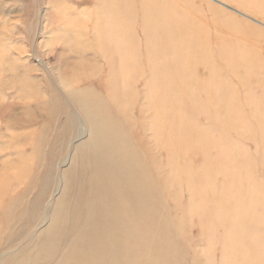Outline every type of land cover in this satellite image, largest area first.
Returning <instances> with one entry per match:
<instances>
[{
  "label": "rangeland",
  "instance_id": "obj_1",
  "mask_svg": "<svg viewBox=\"0 0 264 264\" xmlns=\"http://www.w3.org/2000/svg\"><path fill=\"white\" fill-rule=\"evenodd\" d=\"M58 1H60V3ZM66 1L67 0H0V90H2L0 93V99H3L0 100L1 107L10 112L11 107L14 106L13 108L18 111V109L21 108V104L23 105L25 102H28L27 104H29V101L30 104L34 105L33 107H35L36 104H39V99L41 97L44 96L45 99L51 98L48 82L63 92L65 91L63 88L67 87H65V85H69L70 82L71 84L68 86L69 90L71 89L72 91H75L77 89H81L80 91H84V94L88 93L86 95H89L90 97H93V93L96 92L97 94L95 95L98 97L94 95L95 98L93 97V99L96 100V98H98L96 101L101 102L108 111L113 113L116 118H118L119 124L123 128L126 139L129 138L128 142L132 145L136 154L139 156V161L143 169L147 168L145 169L148 173L147 177L145 178V182L147 183V180H149V183L147 184L150 188V199L152 198L151 202L153 203V210H155L153 215L152 213L150 214L146 212L147 215L143 214L139 218V239L137 241L130 240V245L128 241V243H125V247H123L124 258L122 260L124 264H132V261L134 262L133 264H135L138 262V259L139 263L141 262V264H145L147 262L143 258L146 256L149 260V263L151 264H154L156 261L157 262L155 264H161V262L162 264L164 262V264H178L177 262H179V264H264V27L260 24L261 22L264 23V0H218L227 5L235 7V9L245 12L250 16L251 20L255 19L260 21L259 24L251 22V20H248L244 17L240 18V15L230 11L229 9V11H226L227 8L224 9V7L219 5L215 0H146L148 5H145V0H130V2L129 0H126L127 3L126 1L120 0L121 4L117 3L118 0H99L100 2H98V0H81V2L80 0ZM94 1H97L100 4H97V2L95 3ZM29 2L31 4L28 7L31 9V11L26 17L27 19H25V11L28 5L27 3ZM57 3L61 6H58ZM94 3L95 5H93ZM103 3H107V6L103 7ZM122 3H126L125 5L132 13H130L128 10L127 12L124 11L127 9V7L123 5L126 8L123 9L124 7H122ZM115 4H118L119 8L117 9H120L122 12L124 11L123 14L126 12L124 15H122V12H120L121 17L124 19H119V10L116 11V8L112 7H117ZM129 4L132 8L129 6ZM96 5H101V7L97 6L96 12H99L102 18L96 14L94 16V13L96 12H94L95 10L93 9H95L94 7ZM149 5L152 7V10H150ZM69 7L71 8L67 9ZM102 7L105 8V10ZM111 7L113 9H111ZM88 8L92 10L90 11ZM108 8L109 10L113 11H109ZM77 9H81L80 13L84 9L88 10L87 12L84 10L85 12L83 11L81 14H79L81 17L77 15V19L76 13H79ZM99 9H102L103 12L101 10V12L98 11ZM158 9L161 12L158 11L160 13L156 14V10ZM57 10L61 14H59ZM106 10L113 12L114 15L110 16V13H106ZM143 10L145 12L144 16ZM114 11L117 12L116 17ZM147 12H149L148 18L146 17ZM103 13H105V16L102 15ZM65 14L68 15L66 16ZM166 14L171 17L169 18V16H166ZM46 15H48V17ZM63 15L66 17H63ZM87 16L89 17L87 18ZM106 16L111 17V20H109V17ZM98 17H100V19H98ZM103 17H106L109 20V23L111 22L110 24H112V29L109 30L115 31H111L112 35L109 34L110 31L102 29V27L105 26L103 24H108L106 22L107 19ZM113 18H116L117 21L116 19L113 20ZM152 18L156 19L153 20ZM120 20H124L125 25H123V21L120 22ZM68 21H70V23H68ZM99 22L103 23L102 25H99L98 30L97 28ZM119 22L122 26H130L132 22L133 26L131 25L130 27L122 28ZM114 26L117 27V29H115ZM150 26L154 28H151ZM118 28L124 33L126 31L125 34L128 33L127 35H129V38L122 31H119ZM133 29L134 33H131L130 31ZM143 29H145V31ZM151 29H154L153 31L156 32L155 35H153L154 33L152 34L153 31ZM156 29L158 30L156 31ZM73 30H75V34L73 32L72 36L71 33ZM116 30H118V33L122 32V34L119 33L118 35ZM148 30L152 31L151 34L148 33ZM67 31L69 34L66 33ZM77 31L78 36L81 34L83 35L79 37L75 36ZM103 31L105 32L102 33ZM107 32L109 33L107 34ZM158 32H160V35H157ZM147 34H150L148 35L150 37H148ZM60 35H62V37ZM95 35H99V38L95 37ZM106 35L108 39L111 37V40L109 39V41L103 42L104 39L108 40ZM123 35H125L124 39L126 40H122ZM70 36L72 37L71 39ZM153 36L156 37L154 38ZM171 36L176 39H172ZM130 37H135V42L137 44L133 42L134 39L128 42L127 40H130ZM63 39H65L64 42ZM112 39L119 45L113 43L114 41H112ZM68 41H70L69 45L67 44ZM74 41H76V43L73 44L72 42ZM93 41H95V43H93ZM70 43L71 48L66 49L70 46ZM104 43H107L106 45L108 46V49L104 47ZM112 43L114 45H112ZM125 43H127V45H125ZM94 44H97L98 48ZM103 48L106 50L104 53ZM110 48L113 50V52ZM116 48L119 49V52H117ZM136 49H138V51ZM110 51L112 53L115 52L113 55L116 57V59L113 57V55L111 56L108 53ZM96 52L98 54H96ZM120 52L123 57H121ZM154 52L156 53V58L153 56L155 54ZM116 53L119 54L120 57ZM152 53L154 54L151 56ZM64 54L70 56H67L69 58H67L68 60H66V57H63L62 59L61 56H64ZM106 54H108V57L110 58H108ZM126 54L128 55L126 56ZM137 55H139V60L136 59ZM88 56H90V58ZM150 56L155 59H149L148 57ZM72 58H74L75 61ZM78 58L81 59L78 60ZM111 58H113V60ZM117 58L122 59H119V61ZM123 58L125 61H122ZM89 59L95 63L92 64V61ZM65 61H71L69 65L67 64V69H65V65H63L66 64ZM77 61L78 64H75ZM88 61H90V63ZM117 62H123V64H117ZM129 62L133 63L131 64ZM109 63L110 65H107ZM42 64L46 66L47 70L42 68ZM114 65L121 67L119 69L116 67L119 71L114 67ZM10 66H12L13 70L12 68L10 69ZM88 66L91 67L88 68ZM19 67L20 69H18ZM71 67L74 70V73L72 72L73 70L70 69ZM112 67H114V72H117V74H111V72H113V69H111ZM40 68L42 69V72L40 71ZM60 68H64V71L62 72L64 73V77L62 76L60 77L62 79H59L68 81V83L66 82L67 84L61 83L57 81L58 79H56L58 78L57 76H59L57 72ZM75 68H77L78 71L80 70V72H75V70H77ZM153 68L154 70H152ZM5 69L7 70L5 71ZM87 69L90 71L88 72ZM124 69H126V72H124ZM84 73L86 76H88L89 73L92 74H89L91 78L88 82L81 81L85 75ZM118 73H120V76ZM65 74L68 76L70 75L71 77H68ZM138 74L140 77L138 76L137 79L135 78V80L133 76H137ZM123 76H125L126 79ZM65 78H68L69 80ZM72 78L75 79L76 82H74V80L72 81ZM119 78L120 81L118 80ZM112 80L113 82H111ZM15 81L17 83H15ZM152 81L156 83V85ZM42 82H44V84ZM74 83L77 85H73ZM6 84L7 86L8 84H11L12 87L14 85L16 87L18 86L19 88L17 87L13 88V90H9L8 88L6 89ZM61 84L63 86H61ZM120 84L122 86H120ZM134 84L136 85L134 86ZM164 84L165 86L163 87ZM154 86L156 87L154 88ZM20 88H23L25 92L21 93ZM87 88H92L91 90L89 89V91H91L90 93H92L91 95L89 92H87ZM34 89H37V91L35 92ZM132 89L136 91H132ZM33 92L35 93L33 94ZM113 94L114 96H112ZM108 97H111V99ZM32 100L34 102H32ZM127 104H129V108ZM73 110L75 109H71L70 111V116H68L69 120L67 119L66 115L63 114L65 111L62 109L59 110V113L57 112L55 114L54 118H52V116H46L45 120L44 117V121L47 124V131H45L46 134L44 137H42L43 133L41 132V123H37L24 129L12 131L9 129L7 130L6 127H4L0 122V137L2 138L4 144L8 146V148L11 146L15 148H22L24 140H22L20 137L28 138V140L34 143L37 147L34 150H32L30 147L25 148L26 150L24 155L27 160L20 159L18 155H9L7 150H5V152L2 150V148H0V171H3V169L6 168L10 169L8 172L6 171V173L11 175V164L17 161L24 163V165L26 164L25 166L31 165L33 168V174L35 173L34 175L36 177H33L35 180L34 182L33 179L31 180L32 182L29 184L30 186L20 183L16 190L12 189L15 192L10 190L6 196L0 195V237L2 236L0 238V255L2 253L11 251V249L15 250L16 248L17 250L19 247L21 249L22 246L23 248L25 246L27 248V244H32L33 240L38 238V234H34L31 236L32 239L29 238L27 240L31 234V231L36 226L38 221L37 216L41 214L43 218L45 209L47 210V202L57 194L59 186L57 184L60 177L59 175L63 174V172L67 170L66 168H69L70 164L73 162V158L71 163L66 160L69 156L73 155L72 148H68V144L70 143L66 139L64 142L66 143V146L63 147V145H60L62 140L59 139V136L62 138L65 136L64 129H68L69 127L68 125L65 127L66 120L73 123V127L71 126L72 128H70V132H74L76 128L75 126L77 125L79 118L77 117L76 112ZM182 110H184V112H182ZM182 113H185V115ZM187 113L190 116L187 115ZM183 118H186L187 120H183ZM177 126L180 128L178 129ZM132 128L134 130H132ZM131 131H134V133ZM70 132L68 134H71ZM135 134L137 135L136 137ZM128 135L132 137L130 138ZM11 136H19V140H16L17 142L12 144L10 139ZM74 137H70L69 140L76 139ZM192 141L195 143L193 144ZM214 142H216L218 145ZM40 144H44L46 146L43 145L42 148L38 147L41 146ZM147 145L148 151L146 152L145 148H147ZM39 149L44 150L39 151ZM55 149L57 152H55ZM203 150L205 151V154L203 153ZM43 153L45 154L43 155ZM143 153L146 154L147 157ZM150 155L152 156L150 157ZM42 156L44 159L41 158ZM56 156H58V159ZM148 156L152 160V163L150 162V159L148 160ZM158 157L161 159V161ZM76 159L77 158H74L75 161H77ZM167 160L169 161V164ZM191 160L193 163L190 164V162H192ZM174 161L176 163H174ZM153 162L158 164H154ZM36 163H38V165H36ZM4 164L5 166H3ZM192 164L194 166L193 171L196 169L195 173L198 171L197 173L200 175H195L190 169V167L192 168ZM154 165V168H156L157 171L153 168ZM159 165L161 167H159ZM33 166L35 167V170L36 166H38V171H35ZM156 166L159 168L157 169ZM148 167H150L149 170ZM159 172H161V174ZM190 172H193V174L190 175ZM49 176L54 179L50 178ZM154 179L155 182L153 183ZM49 181L52 186L49 185ZM80 184L81 183L79 181H76V186L73 188V192L68 198V204L72 205ZM154 185L157 186V189L156 187L153 188ZM212 185L213 187L215 186L213 190ZM216 188L218 190H216ZM22 189L25 192H30V194L26 193V195H24L25 192H22ZM151 189L156 192L155 198V193ZM49 190L50 192L48 193ZM42 192L43 196L46 194V199L45 197H42ZM157 192L160 193L158 194ZM18 193L22 196H20ZM15 194H18L20 199H18L19 196ZM10 196L13 198L17 196V198L15 197L16 200H14ZM23 196L26 197L23 198ZM156 196L157 198L159 197L158 199L162 198V201H164L163 203L166 204H164V207L162 206L163 203H160L162 201L159 202V200L156 199ZM10 199L12 200L10 201ZM165 199L167 200L165 201ZM17 200H21L23 201V204L24 202L25 204L23 205L22 202L17 203ZM91 201L92 198H86L84 201L85 206L83 203L82 206L78 208V212H80L81 215L85 216L87 213V210L85 211L87 207L86 204H89ZM155 201H157L159 204H157ZM2 203H4V207L2 206ZM198 205L199 208H197ZM200 206L202 208H200ZM11 207L15 209L14 212ZM6 208L7 210L5 214H3ZM165 208L169 210L170 214H168L169 212H167L168 210ZM1 209L3 210L2 213ZM10 209L12 211H9ZM33 210H36V212ZM231 210L232 217L230 215ZM198 211H201L202 213L199 214ZM11 212L13 217L11 215L8 217L9 215L7 216V213L11 214ZM16 213L18 214L16 215ZM20 214H22V216H20ZM227 214L229 220L227 219ZM6 216L9 219H7ZM71 216L73 217L74 214ZM150 217V220L154 221L149 222L148 218ZM160 217H163V219L166 217L165 220L167 223H165V221V224L162 223L163 220ZM158 218H160V220ZM1 219H4L3 222ZM6 219L11 225L5 222L7 221ZM170 220L176 222L173 224V222H169ZM12 222L14 225H12ZM68 223L71 224V222ZM150 223H153V225H151L152 227L156 225V228H151L149 225ZM168 223L169 225L165 226ZM180 225L182 226L179 228ZM5 226L6 228L4 230ZM166 229L168 230L164 231ZM234 231L236 232L234 233ZM13 232L16 234H12ZM75 232L78 234V230L76 228L73 230V234L71 235V237L73 236L72 238H66L63 240V242H61L60 246L57 248V257L54 256L52 260H50L51 262L49 261L48 264H54L56 261H61L60 264H65L68 261V258L65 254L67 247L65 246H68L70 241L76 237L74 236L77 235ZM157 232H159V236L157 238L158 240H155L158 234ZM146 233L148 236H146ZM165 233L166 236L168 235L166 239L168 245L166 242L163 244V240L161 241V239H165L166 236L161 238V235H164ZM182 233L184 237L183 235L181 236ZM5 234L7 237L10 235L12 239L10 242L11 245L8 247L5 244L3 246V243L7 238ZM176 234L177 236L181 237L179 239L181 240L180 242H178L179 237H176ZM227 234H231V236H228ZM227 237L228 239L229 237H232L230 240L227 239L231 242H229L231 246L225 241ZM183 238L185 239L183 240ZM147 240H151V242H148ZM173 242L174 247L178 245L177 248L175 247L177 253L170 248L173 246ZM154 243L155 245H153ZM34 244L35 243H33L32 246ZM166 245L167 247L170 246L168 248L170 252L167 251L168 249H166ZM134 246L137 248L135 249ZM33 247H31V249ZM132 247L133 249L131 250ZM159 247H163V249L160 248V250ZM9 248L11 249L8 250ZM153 249L156 251H153ZM127 250L128 253H125ZM63 251L65 252L63 253ZM130 251L133 252L130 253ZM163 251L166 253V255L163 253ZM134 252L138 256V259ZM173 252L174 254L172 255ZM139 253L141 254L139 255ZM162 253L165 255V259L160 255ZM143 254H145V256ZM167 254L168 259H166ZM139 256H141L142 259L139 258ZM150 256L153 259H150ZM6 260L7 258L4 257L3 261ZM58 262L56 263L58 264Z\"/></svg>",
  "mask_w": 264,
  "mask_h": 264
},
{
  "label": "bare ground",
  "instance_id": "obj_2",
  "mask_svg": "<svg viewBox=\"0 0 264 264\" xmlns=\"http://www.w3.org/2000/svg\"><path fill=\"white\" fill-rule=\"evenodd\" d=\"M54 1V0H53ZM67 1H69V0H67ZM66 1V2H67ZM71 1V0H70ZM104 1V0H103ZM107 1V0H106ZM123 1H126V0H123ZM219 5H221V6H223L224 7V9L225 8H227L226 9V11H232V12H234V13H236V14H238V15H240L241 17L240 18H242V17H244V18H247L248 20H251L250 19V16L248 15V14H246L245 12H243V11H241V10H238V9H235V7H233V6H230V5H227V4H225V3H223V2H220V1H218V0H215ZM59 3H60V1H58ZM80 2H81V0H80ZM83 2V1H82ZM95 2V1H94ZM97 2V1H96ZM95 2V3H96ZM98 2H100L99 0H98ZM97 2V4H100V3H98ZM102 2V1H101ZM110 2V1H109ZM129 2H130V0H129ZM133 2V1H132ZM157 2V1H156ZM53 3V2H52ZM62 3V2H61ZM69 3V2H68ZM95 3L93 4V5H95ZM117 3H119V4H121L120 3V0H118V2ZM126 3H127V1H126ZM125 3V4H126ZM145 5L147 4V2H146V0H145ZM158 3V2H157ZM28 5H27V7H26V11H25V19H27L26 17L29 15V12L31 11V9L28 7V6H30V2L29 3H27ZM37 4H38V1H37ZM58 4V3H57ZM67 4V3H66ZM104 4V3H103ZM107 4V3H106ZM106 4H104L103 5V7H106L107 5ZM109 4H111V3H109ZM125 4H123L122 3V7H124L123 9H126L125 8ZM134 4V3H133ZM102 5V4H101ZM101 5H96L94 8L95 9H93V10H95L94 12H96V8H97V6L98 7H101ZM123 5H125V6H123ZM148 5V4H147ZM33 6V5H32ZM58 6H61L60 4H58ZM70 6V5H69ZM109 6V5H108ZM115 6H117V7H114V6H112L113 8H116V11H118L119 10V12H118V14L120 13V12H122L120 9H117V8H119L118 7V4H115ZM119 6H121V5H119ZM129 6H130V4H129ZM133 6V5H132ZM244 6V5H243ZM55 7V6H54ZM102 7V8H103ZM110 7V6H109ZM111 7V9H113ZM127 7V6H126ZM131 7V6H130ZM134 7V6H133ZM149 7H150V10H152V7L149 5ZM154 7H156V6H154ZM247 7V6H246ZM245 7V8H246ZM71 7H69V8H67V9H70ZM73 8V7H72ZM91 8V7H90ZM121 8V7H120ZM132 8V7H131ZM135 8V7H134ZM157 8V7H156ZM155 8V9H156ZM249 8V7H248ZM251 8V7H250ZM89 9V8H88ZM88 9H84L86 12H87V10ZM104 10H105V8H103ZM122 9V8H121ZM229 9V10H228ZM43 10V9H42ZM78 11H79V13L77 14L76 13V17H77V15H79V14H81L83 11H81V13H80V10L79 9H77ZM90 11L92 10V9H89ZM102 11L103 12V10L102 9H99L98 11ZM108 10H109V8H108ZM115 10V9H114ZM127 10H128V7H127V9L126 10H124V11H126L127 12ZM133 10V9H132ZM58 11V10H57ZM56 11V12H57ZM84 11V12H85ZM100 11V12H101ZM109 11H113V10H109ZM109 11H107L106 10V13L107 12H109ZM116 11H114L115 12V17H116ZM123 11V12H124ZM129 11V10H128ZM148 11V10H147ZM158 11H160L159 9L158 10H156V14H158V13H160V12H158ZM38 12V11H37ZM89 12V11H88ZM123 12H122V15H124L123 14ZM130 12V11H129ZM133 12H134V10H133ZM153 12H154V8H153ZM248 12V11H247ZM250 12V11H249ZM58 13H59V11H58ZM92 13V12H91ZM91 13H89V14H91ZM99 13V12H98ZM97 12L96 13H94V16H95V14L96 15H98V16H100L101 18H102V16L100 15V13L98 14ZM110 13V16L111 15H114L113 14V12H109ZM130 13H132V12H130ZM148 13L149 12H147V15H146V17L148 18ZM227 13V12H226ZM231 13V12H230ZM250 13H252V12H250ZM59 14H61V13H59ZM84 14V13H83ZM86 14V13H85ZM88 14V13H87ZM118 14H117V16H118ZM144 14H145V12H144V10H143V16H144ZM167 14H168V12H167ZM166 14V16H169V15H167ZM229 14V13H228ZM254 14V13H253ZM41 15V14H40ZM66 15V14H65ZM68 15V14H67ZM66 15V16H67ZM72 15V14H71ZM102 15H104L105 16V13H103ZM153 15V14H152ZM155 15V14H154ZM217 15H218V13H217ZM33 16V15H32ZM47 17H48V15H46ZM59 16H62V15H59ZM66 16H64L63 15V17H66ZM91 16V15H90ZM155 16H157V15H155ZM219 16V15H218ZM231 16H232V14H231ZM236 16V15H235ZM79 17H81L80 15H79ZM86 17V16H85ZM89 16H87V18H88ZM92 17V16H91ZM100 17H98V19H100ZM106 17H109V16H106ZM106 17H103V18H106ZM171 16H169V18H170ZM40 18V17H39ZM120 18H122L121 17V13H120V17H119V19ZM144 18V17H143ZM223 18V17H222ZM42 19V18H41ZM54 19H55V17H54ZM73 19V18H72ZM72 19H66V20H72ZM77 19H78V17H77ZM81 19V18H80ZM90 19V18H89ZM107 19V18H106ZM109 20H111V17H109L108 18ZM106 20V22L108 23L107 25H106V23L105 24H103V25H105V26H103V27H105V28H103L102 27V29H106V31L108 30V31H110L109 29H112L111 27H112V24H110L108 21L109 20ZM116 19V18H115ZM114 18H113V20H115ZM122 19H124V18H122ZM153 19V18H152ZM151 19V20H152ZM154 19H156V18H154ZM153 19V20H154ZM88 20V19H87ZM94 20H96V19H94ZM94 20H93V22H94ZM144 20V19H143ZM159 20V19H158ZM218 20H219V18H218ZM46 21V20H45ZM81 21V20H80ZM79 21V22H80ZM116 21H117V19H116ZM115 21V22H116ZM121 21H123V25H125V22H124V20H120V22ZM145 21V20H144ZM246 21V20H245ZM78 22V23H79ZM83 22H86V21H83ZM119 22V23H120ZM139 22V21H138ZM248 22V21H247ZM251 22H255V23H258L259 24V22L260 21H258V20H251ZM28 23V22H27ZM59 23V22H58ZM68 23H70V21H68ZM102 23L103 22H99V24H98V30H99V25L101 24L102 25ZM150 23V22H149ZM156 23H157V21H156ZM229 23H230V20H229ZM232 23V22H231ZM83 24H85V23H83ZM82 24V25H83ZM93 24H95V23H93ZM115 24V23H114ZM117 24V23H116ZM139 24V23H138ZM152 24V23H151ZM263 27H264V23H260ZM60 25V24H59ZM63 25V24H62ZM120 25H121V23H120ZM120 25H119V28H120ZM132 25V22H131V24H130V26ZM137 25V24H136ZM155 25H157V24H155ZM159 25V24H158ZM167 25V24H166ZM252 25V24H251ZM34 26V25H33ZM130 26H122L121 25V27L123 28V27H130ZM133 26V25H132ZM148 26V25H147ZM238 26V25H237ZM236 26V27H237ZM29 27V26H28ZM27 27V28H28ZM85 27H87V26H85ZM115 27V26H114ZM151 27V26H150ZM161 27V26H160ZM167 27V26H166ZM239 27H241V26H239ZM33 28V27H32ZM60 28V27H59ZM118 28V29H119ZM151 28H154V27H151ZM158 28V27H157ZM162 28V27H161ZM160 28V29H161ZM76 29H77V27H76ZM115 29H117V27H115ZM115 29H113V30H115ZM146 29H149V28H146ZM144 31H145V29H143ZM152 30V29H151ZM149 31L148 33H150L151 34V32L154 30H152V31ZM158 29H156V31H157ZM70 31V30H69ZM112 31V30H111ZM111 31H110V33L109 32H107V34L109 33L110 35H112L111 34ZM117 31V33H118V30H116ZM119 31H122L121 29H119ZM130 31V30H129ZM134 31V29L132 30V31H130L131 33ZM147 31V30H146ZM252 31V30H251ZM73 32H74V34H75V30H73L72 31V33H71V35L73 36ZM89 32V31H88ZM99 32V31H98ZM105 31H103L102 33H104ZM112 32H115V31H112ZM123 32V31H122ZM122 32H119L120 34H122ZM165 32H167V31H165ZM174 32V31H173ZM62 33H64V32H62ZM66 33H68L69 34V32L67 31ZM94 33V32H93ZM100 33H101V31H100ZM119 33H118V35H119ZM124 33V32H123ZM125 33H126V31H125ZM124 33V34H125ZM134 33V32H133ZM154 33V34H153ZM252 33H253V31H252ZM34 34V33H33ZM59 34H61V33H59ZM106 34V33H105ZM104 34V35H105ZM128 34V33H127ZM127 34H125L128 38H129V35H127ZM150 34H147V36L148 35H150ZM152 34L153 35H155L156 34V32H152ZM160 35V32H158L157 33V35ZM173 34V33H172ZM260 34V33H259ZM81 35H83V34H81ZM81 35H79V36H81ZM97 35V34H96ZM95 35V37H98L99 38V35L98 36H96ZM125 35H123L122 36V40H126V39H124L125 38ZM134 35V34H133ZM166 35V34H165ZM167 35H169V34H167ZM61 37H62V35H60ZM59 36V37H60ZM75 36H78V31H77V33H76V35ZM74 36V37H75ZM78 36V37H79ZM94 36V35H93ZM109 36V35H108ZM185 36V35H184ZM78 37H77V39H78ZM89 37V36H88ZM106 37H107V35H106ZM118 37V36H117ZM148 37H150V36H148ZM154 37V36H153ZM152 37V38H153ZM156 37V36H155ZM154 37V38H155ZM160 37V36H159ZM172 37V36H171ZM64 38V37H63ZM66 38V37H65ZM72 37L70 36V39H71ZM97 38V39H98ZM111 38V37H110ZM109 38V39H110ZM120 38H121V35H120ZM132 38V39H131ZM162 38V37H161ZM60 39H62V38H60ZM75 39V38H74ZM97 39H95V40H97ZM103 39H104V36H103ZM102 39V40H103ZM107 39H108V37H107ZM109 39L108 40H106V39H104L103 40V42L105 41H109ZM113 39H114V37H113ZM112 39V41H114ZM116 39V38H115ZM134 39V40H133ZM150 39V38H149ZM172 39H176V38H173L172 37ZM64 40L65 39H63V42H64ZM111 40V39H110ZM121 40V41H122ZM131 40H133V42H135V37L133 38V37H130V40H127L128 42L129 41H131ZM152 40V39H151ZM170 40V39H169ZM191 40V39H190ZM56 41V40H55ZM60 41V40H59ZM112 41H110V42H112ZM119 41H120V39H119ZM126 41V42H127ZM161 41V40H160ZM69 42L70 41H68V45H69ZM99 42H100V40H99ZM99 42H98V44H99ZM127 42V43H128ZM153 42V41H152ZM168 42H170V41H168ZM186 42H187V40H186ZM73 44L74 43H76V41H74V42H72ZM85 43V42H84ZM93 43H95V41H93ZM113 43H115V41L113 42ZM112 43V45H114ZM127 43H125V45H127ZM107 43H104V47H106V49H108V46L106 45ZM108 44H109V42H108ZM116 45H119V44H117V43H115ZM124 44V43H123ZM130 44H131V42H130ZM135 44H137L136 42H135ZM188 44V43H187ZM89 45V44H88ZM95 45V44H94ZM106 45V46H105ZM129 45V44H128ZM153 45V44H152ZM97 48H98V45L96 44L95 45ZM102 46V45H101ZM137 46V45H136ZM168 46V45H167ZM87 47V46H86ZM95 47V48H96ZM125 47V46H124ZM153 47V46H152ZM169 47V46H168ZM69 48H71V43H70V46L68 47V48H66V49H69ZM114 48V47H113ZM118 48V47H117ZM116 48V49H117ZM121 48V47H120ZM130 48V47H129ZM128 48V49H129ZM65 49V48H64ZM74 49V48H73ZM78 49V48H77ZM101 49V48H100ZM104 49V51H103V53L104 52H106V50H105V48H103ZM111 49V48H110ZM109 49V50H110ZM115 49V50H116ZM128 49H126V50H128ZM169 49V48H168ZM76 50V49H75ZM82 50V49H81ZM99 50V49H98ZM125 50V51H126ZM137 51H138V49H136ZM62 51V50H61ZM68 51V50H67ZM73 51V50H72ZM108 51V50H107ZM111 51L113 52V50L111 49ZM110 51V52H111ZM75 52V51H74ZM110 52H108L111 56L115 53H110ZM117 52H119V49H117ZM124 52V51H123ZM122 52V53H123ZM129 52V51H128ZM150 52V51H149ZM158 52V51H157ZM75 53H77V52H75ZM80 53V52H79ZM155 53V52H154ZM154 53H152L151 54V56L154 54ZM163 53V52H162ZM69 54H71V53H69ZM84 54V53H83ZM96 54H98L97 52H96ZM117 54V53H116ZM120 54H121V52H120ZM164 54V53H163ZM74 55V54H73ZM107 55V57H108V54H106ZM105 55V56H106ZM109 55V56H110ZM117 55H119V54H117ZM123 55H124V53H123ZM128 54H126V56H127ZM156 55V53L153 55V56H155ZM68 55H65L64 54V56L62 55L61 57H62V59H63V57L65 58L66 57V60H68L69 58L68 57H70V56H68ZM98 56V55H97ZM125 56V55H124ZM134 56H136V55H134ZM133 56V57H134ZM138 56L139 55H137V58L136 59H138ZM148 57L149 59H155L156 58V56H155V58H152V57ZM75 57V56H74ZM79 57V56H78ZM89 58H90V56H88ZM113 57H115L114 55H113ZM119 57H120V55H119ZM121 57H123L122 56V54H121ZM131 57V56H130ZM41 58V57H40ZM68 58V59H67ZM108 58H110V57H108ZM129 58V57H128ZM38 59V58H37ZM42 59V58H41ZM73 60H74V58H72ZM81 59V58H80ZM79 58H78V60H80ZM112 60H113V58H111ZM110 59V60H111ZM115 59H116V57H115ZM118 60L120 59H122V58H117ZM83 60V59H82ZM90 60V59H89ZM102 60V59H101ZM107 60H109V59H107ZM119 60V61H120ZM139 60V59H138ZM137 60V61H138ZM63 61V60H62ZM75 61V60H74ZM85 61V60H84ZM90 61H92V60H90ZM90 61H88L89 63H90ZM115 61V60H114ZM122 61H125L124 60V58H123V60ZM131 61V60H130ZM134 61V60H133ZM136 61V62H137ZM64 62V61H63ZM66 62V64H63V65H65L64 66V68L65 69H67V64L69 65V63H71V61L70 62H67V61H65ZM86 62V61H85ZM104 62V61H103ZM109 62H111V61H109ZM128 62V61H127ZM135 62V61H134ZM40 63V62H39ZM78 64V61L77 62H75V64ZM80 63V62H79ZM95 62H93L92 61V64H94ZM107 63V62H106ZM105 63V64H106ZM115 63V62H114ZM118 63H121V64H123V62H117V64ZM129 63H131V62H129ZM133 63V62H132ZM131 63V64H132ZM138 63V62H137ZM151 63H152V61H151ZM88 64V63H87ZM101 64V63H100ZM61 65V64H60ZM91 65V64H90ZM102 65V64H101ZM107 65H110V63L109 64H107ZM106 65V66H107ZM151 65V64H150ZM36 66V65H35ZM42 68H44L45 70H47V68H46V66L44 65V64H42ZM78 66V65H77ZM76 66V67H77ZM85 66H86V64H85ZM103 66H104V64H103ZM153 66V65H152ZM55 67V66H54ZM70 67V66H69ZM91 67V66H90ZM89 66H88V68H90ZM101 67V66H100ZM114 67L116 68H121V67H118V65L117 66H115L114 65ZM114 67H112L111 69H113L112 71L114 72ZM12 68V66H10V69ZM64 68L62 69V68H60L59 70H58V72H57V74L59 75V76H57L58 78H56V79H58L57 81H59V82H61V83H68V81H63V80H60V79H62V78H60V77H62L63 75H64V73H62L63 71H64ZM78 68V67H77ZM77 68H75V69H77ZM109 68V67H108ZM107 68V69H108ZM116 68V69H117ZM207 68V67H206ZM18 69H20V67L18 68ZM41 69V68H40ZM70 69H72V67L70 68ZM101 69V68H100ZM111 69H109V70H111ZM117 69V70H118ZM3 70H4V68H3ZM7 69H5V71H6ZM9 70V69H8ZM12 70H13V68H12ZM73 70V69H72ZM97 70V69H96ZM105 70V69H104ZM108 70V71H109ZM126 69H124V72H126L125 71ZM152 70H154V68L152 69ZM16 71H17V68H16ZM36 71V70H35ZM41 72H42V69L40 70ZM80 72V70L78 71V69L77 70H75V72ZM87 71H88V69H87ZM90 71V70H89ZM88 71V72H89ZM116 71V70H115ZM119 71V70H118ZM131 71H132V69H131ZM4 72V71H3ZM54 72V71H53ZM70 72V71H69ZM73 73H74V70L72 71ZM84 72H86V71H84ZM111 72V74H117V72ZM7 73H9V72H7ZM6 73V74H7ZM12 73H13V71H12ZM15 73H17V72H15ZM105 73V72H104ZM132 73V72H131ZM152 73V72H151ZM171 73V72H170ZM5 74V73H4ZM19 74V73H18ZM24 74V73H23ZM54 74V73H53ZM56 74V75H57ZM85 74V73H84ZM90 74V73H89ZM89 74H88V76H86V74L84 75V77L81 79V81L82 82H85V81H89L90 80V76H89ZM94 74V73H93ZM105 74H107V73H105ZM110 74V73H109ZM120 73H118V75H119ZM155 74H156V72H155ZM44 75H45V73H44ZM66 75V74H65ZM73 75V74H72ZM83 75V74H82ZM90 75H92V74H90ZM96 75V74H95ZM125 75V74H124ZM168 75V74H167ZM66 76H68V75H66ZM70 76V75H69ZM68 76V77H69ZM100 76V75H99ZM107 76V75H106ZM111 76V75H110ZM120 76V75H119ZM136 76V75H135ZM135 76H133V78L135 79H137V77L139 76V74L135 77ZM157 76V75H156ZM16 77V76H15ZM55 77V76H54ZM64 77V76H63ZM71 77V76H70ZM73 77V76H72ZM76 77H77V74H76ZM103 77H104V75H103ZM124 78H125V76H123ZM140 77V76H139ZM151 77H152V75H151ZM169 77H170V75H169ZM45 78H46V76H45ZM60 78V79H59ZM93 78H97V77H93ZM105 78V77H104ZM112 78V77H111ZM123 78V79H124ZM14 79V78H13ZM65 79H68V78H65ZM64 79V80H65ZM71 79V78H70ZM76 79H78V78H76ZM116 79V78H115ZM115 79H113V80H115ZM126 79V78H125ZM135 79V80H136ZM16 80V79H15ZM29 80V79H28ZM69 80V79H68ZM74 80V82H76L75 81V79H73L72 78V81ZM79 80V79H78ZM111 80V79H110ZM113 80L111 81V82H113ZM119 81H120V78L118 79ZM117 80V81H118ZM153 80V79H152ZM13 81V80H12ZM102 81V80H101ZM118 81V82H119ZM154 81V80H153ZM152 81V82H153ZM160 81V80H159ZM34 82H36V81H34ZM48 82V81H47ZM110 82V81H109ZM127 82V81H126ZM150 82V81H149ZM151 82V83H152ZM10 83V82H9ZM15 83H17L16 81H15ZM14 83V84H15ZM43 84H44V82H42ZM66 83V84H67ZM92 83V82H91ZM104 83V82H103ZM120 83V82H119ZM133 83V82H132ZM132 83H130V84H132ZM154 83V82H153ZM71 83L69 82V85H70ZM129 84V83H128ZM147 84H149V83H147ZM155 85H156V83H154ZM35 85V84H34ZM38 85V84H37ZM69 85H65V87L66 88H63V89H65V91L63 92L62 90H59L58 88H55L50 82H48V87H49V90H50V92H51V98H49V99H45L44 98V96L43 97H41L40 99H39V104H36L35 105V107H33L34 105H31L30 104V101H29V104H27L28 102H22V103H24L23 105L21 104V108H19L18 109V111L15 109V108H13L14 106H12L11 107V111L10 112H8L5 108H3V107H1V105H0V122L3 124V126L4 127H6V129L8 130H12V131H15V130H20V129H24V128H27V127H30V126H32V125H35V124H40L41 123V127H42V129H41V132L43 133L42 134V137H44L45 136V131H47L46 129H47V127H46V123H45V121H44V117H45V120H46V116L48 117V116H52V118H54L55 117V114L58 112L59 113V110H63V111H65V112H63V114H65L66 115V117H67V119H68V116H70V111H71V109H75V110H73V111H75L76 112V114H77V117L79 118V121H77V125L75 126L76 128H75V130H74V132L73 131H71L70 132V128H72L73 127V123L72 122H70V121H67L66 120V123H65V127L68 125L69 127H68V129H64V127H63V129H64V134H65V136H63V138L61 137V136H59V139L60 140H62V143L60 144V145H63V147L64 146H66L65 144L66 143H64L65 141H66V139L68 140V142L70 143V144H68V148H72V153H73V155H71V156H69L66 160H68L70 163H71V160H72V158H73V162L70 164V167L69 168H66L67 170L66 171H64L63 172V174H61V175H59L60 177H59V180H58V184L57 185H59L58 186V190H57V194H56V196L55 197H53V198H51L48 202H47V204H46V208H47V210L45 209V214H44V216H43V218H42V216H41V214H39L38 216H37V219H38V221H37V223H36V226L33 228V230L31 231V234L29 235V237L27 238V240L29 239V238H31L32 239V235H34V234H38V238L37 239H34L33 240V242H32V244L33 243H35L33 246H32V244L30 243V244H27V248H26V246L23 248V246L21 247V249H20V247L19 248H17V250H16V248H15V250H12L11 248H9L8 250H10L11 249V251H8V252H5V253H2L1 255H0V264H48V262L50 261V260H52V258L54 257V256H56L57 257V255H56V252H57V248L60 246V244H61V242H63V240H65L66 238H68V239H70V237H71V235L73 234V230H74V228H76L77 230H78V234L77 235H74V236H76V237H74V239L73 240H71L70 241V243L68 244V246H65V247H67V251H66V257L68 258V261L65 263V264H124L123 262H122V260H123V258H124V254H123V247H125L124 245H125V243L128 241L129 242V245H130V240H133V241H137L138 239H139V218L144 214V215H147V213L146 212H148V213H152V215H153V213H154V211L155 210H153V203L151 202V199H150V188H149V185L147 184V183H149L148 181L149 180H147V183L145 182L146 180H145V178L147 177V172H146V170L145 169H147V168H145V169H143V167H142V165H141V163H140V161H139V156L136 154V152H135V150H134V148L132 147V145L128 142L129 140V138L128 139H126V136H125V134H124V132H123V128L121 127V125L119 124V121H118V118H116V116L113 114V113H111L110 111H108L106 108H105V106L101 103V102H98V101H96L98 98H96V100L95 99H93V97H94V95L95 94H97L96 92L95 93H93L94 95H93V97L91 98L89 95H86V94H88V93H86V94H84L83 92L84 91H80L79 89H77V90H75V91H72L71 89L69 90V88H68V86ZM73 85H77L76 83H74ZM83 85V84H82ZM104 85V84H103ZM136 84H134V86H135ZM160 85V84H159ZM158 85V86H159ZM61 86H63L62 84H61ZM120 86H122L121 84H120ZM132 86V85H131ZM165 86V84L163 85V87ZM172 86V85H171ZM18 87V86H17ZM16 86H14L13 85V87H12V85L11 84H8V86H7V84H6V89L8 88L9 90H13V88H17ZM72 87V86H71ZM93 87V86H92ZM95 87V86H94ZM156 86H154V88H155ZM19 88V87H18ZM38 88V87H37ZM68 88V89H67ZM134 88V87H133ZM137 88V87H136ZM159 88V87H158ZM175 88V87H174ZM21 90V93H23V92H25L24 91V89L23 88H20ZM88 89V91L87 92H91V91H89V89L90 88H87ZM92 89V88H91ZM90 89V90H91ZM180 89H182V88H180ZM19 90V89H18ZM28 90V89H27ZM26 90V91H27ZM44 90H46V89H44ZM43 90V91H44ZM105 90V89H104ZM159 90V89H158ZM16 91H17V89H16ZM34 91L36 92L37 91V89H34ZM94 91H95V89H94ZM93 91V92H94ZM106 91V90H105ZM120 91V90H119ZM132 91H136V90H133L132 89ZM172 91V90H171ZM2 92V90H0V93ZM35 92H33V94L35 93ZM16 93V92H15ZM28 93H30V92H28ZM44 93V92H43ZM145 93V92H144ZM153 93V92H152ZM155 93V92H154ZM92 93H90V95H91ZM99 94V93H98ZM109 94V93H108ZM136 94H137V92H136ZM166 94V93H165ZM180 94V93H179ZM48 95V94H47ZM129 95V94H128ZM135 95V94H134ZM138 95V94H137ZM162 95V94H161ZM182 95V94H181ZM220 95V94H219ZM96 97H98L97 95H95ZM110 96V95H109ZM112 96H114V94L112 95ZM217 96V95H216ZM38 97H40V96H38ZM48 97V96H47ZM46 97V98H47ZM137 97V96H136ZM179 97V96H178ZM224 97V96H223ZM25 98V97H24ZM31 98H32V96H31ZM70 98V99H69ZM95 98V97H94ZM108 98H110L111 99V97H108ZM135 98V97H134ZM179 98H181V97H179ZM225 98V97H224ZM23 99V98H22ZM34 99V98H33ZM117 99V98H116ZM128 99V98H127ZM138 99V98H137ZM196 99V98H195ZM0 100H3V99H0ZM28 100V99H27ZM36 100H37V97H36ZM136 100V99H135ZM220 100H222V99H220ZM20 101V100H19ZM149 101H151V100H149ZM182 101V100H181ZM180 101V102H181ZM189 101V100H188ZM199 101V100H198ZM201 101V100H200ZM32 102H34L33 100H32ZM133 102H135V101H133ZM182 103V102H181ZM191 103V102H190ZM200 103V102H199ZM198 103V104H199ZM1 104V103H0ZM113 104V103H112ZM134 104V103H133ZM192 104V103H191ZM129 104H127V106H128ZM130 105H131V103H130ZM200 105H201V103H200ZM136 106V105H135ZM128 108H129V106H128ZM131 108H133V107H131ZM130 108V109H131ZM182 108H184V107H182ZM176 109H178V108H176ZM200 109V108H199ZM131 110H133V109H131ZM178 110H180V109H178ZM177 110V111H178ZM187 111V110H186ZM189 111V110H188ZM200 111V110H199ZM179 112V111H178ZM182 112H184V110H182ZM134 113V112H133ZM199 113V112H198ZM183 114V113H182ZM191 114H193V113H191ZM196 114V113H195ZM62 115V114H61ZM183 115H185V113L183 114ZM182 115V116H183ZM187 115H189L188 113H187ZM197 115V114H196ZM57 116V115H56ZM190 116V115H189ZM195 116V115H194ZM193 116V117H194ZM65 117V116H64ZM185 117H187V116H185ZM192 117V116H191ZM60 118V117H59ZM195 118V117H194ZM51 119V118H50ZM49 119V120H50ZM61 119V118H60ZM58 120V119H57ZM69 120V119H68ZM183 120H187L186 118L184 119L183 118ZM56 122V121H55ZM79 122V123H78ZM186 122V121H185ZM192 122V121H191ZM190 122V123H191ZM0 123V124H1ZM49 123V122H48ZM63 123V122H62ZM189 123V124H190ZM53 124V123H52ZM55 124H57V123H55ZM192 124V123H191ZM178 125H180V124H178ZM72 126V127H71ZM178 127V126H177ZM187 127H189V126H187ZM39 128V127H38ZM133 128H135V127H133ZM132 128V130H134ZM136 128H137V126H136ZM176 128V127H175ZM180 127H178V129H179ZM62 129V128H61ZM138 129V128H137ZM165 129V128H164ZM177 129V128H176ZM51 130H52V128H51ZM57 131V130H56ZM165 131V130H164ZM62 132H63V130H62ZM61 132V133H62ZM71 133V134H68V133ZM132 133H134V131H131ZM138 132V131H137ZM161 132V131H160ZM203 132V131H202ZM205 132V131H204ZM261 132V131H260ZM179 133V132H178ZM200 133V132H199ZM189 134V133H188ZM58 135H59V133H58ZM70 135V136H69ZM161 135V134H160ZM19 136H21V135H19ZM19 136H11V143L12 144H15L18 140H19ZM74 136H76V137H74ZM84 136H85V138H84ZM128 136H130V135H128ZM127 136V137H128ZM137 135L135 134V137H136ZM168 136V135H167ZM191 136V135H190ZM26 137V136H25ZM70 137H74V138H76V139H72V140H69V138ZM132 136H130V138H131ZM155 137V136H154ZM160 137H162V136H160ZM22 140H24V143H23V147L22 148H15V147H13V146H11V147H9L8 148V146H6L5 144H4V142H3V140H2V138L0 137V148H2V150L3 151H5V150H7V153L9 154V155H18L19 157H20V159H23V160H27V158L25 157V155H24V152H25V148L26 147H30V148H32V150H34V149H36L37 147L35 146V144L34 143H32V142H30L29 140H28V138H22V137H20ZM81 138V139H80ZM193 138H194V136H193ZM30 139V138H29ZM17 140V141H16ZM58 140V139H57ZM59 140V141H60ZM132 140V139H131ZM139 141V140H138ZM157 141V140H156ZM155 141V142H156ZM198 141V140H197ZM166 142V141H165ZM193 142V141H192ZM60 143V142H59ZM59 143H57V144H59ZM133 143H135V142H133ZM195 142H193V144H194ZM198 143H199V141H198ZM214 143H216V142H214ZM39 144V143H38ZM55 144V143H54ZM138 144H141V143H138ZM203 144V143H202ZM217 144V143H216ZM41 145V144H40ZM44 144H42L41 146H38V147H41L42 148V146H43ZM198 145V144H197ZM218 145V144H217ZM44 146H46V145H44ZM138 146H140V145H138ZM155 146H156V144H155ZM146 147V146H145ZM202 147V146H201ZM204 147V146H203ZM217 147V146H216ZM40 148V149H41ZM163 148V147H162ZM198 148H200V147H198ZM208 148V147H207ZM39 149V151H42V150H44V149H42V150H40ZM59 149V148H58ZM63 149V148H62ZM146 149V152L148 151L147 149H148V145H147V148H145ZM145 149H144V151H145ZM164 150V149H163ZM180 150V149H179ZM195 150V149H194ZM201 150V149H200ZM204 150H206V149H204ZM203 150V151H204ZM46 151V150H45ZM52 151V150H51ZM54 151V150H53ZM62 151V150H61ZM66 151V150H65ZM134 151V152H133ZM207 151V150H206ZM6 152V151H5ZM37 152V151H36ZM55 152H57L56 151V149H55ZM54 152V153H55ZM171 152V151H170ZM169 152V153H170ZM179 152V151H178ZM196 152H198V151H196ZM53 153V154H54ZM63 153V152H62ZM62 153H61V155H62ZM69 153V152H68ZM154 153V152H153ZM168 153V154H169ZM186 153H187V151H186ZM186 153H184V154H186ZM204 154H205V151L203 152ZM34 154V153H33ZM45 153H43V155H44ZM58 154H59V152H58ZM58 154H56V155H58ZM144 154V153H143ZM161 154V153H160ZM167 154V155H168ZM203 154V155H204ZM42 155V154H41ZM40 155V156H41ZM145 156H146V154H144ZM173 155V154H172ZM181 155V154H180ZM28 156V155H27ZM39 156V155H38ZM52 156V155H51ZM60 156V155H59ZM67 156H68V154H67ZM152 155H150V157H151ZM58 156H56V158H57ZM147 157V156H146ZM145 157V158H146ZM176 157V156H175ZM33 158V157H32ZM38 158V157H37ZM41 158H43V156L41 157ZM46 158H47V155H46ZM51 158V157H50ZM54 158V157H53ZM63 158V157H62ZM74 158H77L76 160L78 161H75L74 160ZM144 158V159H145ZM159 158V157H158ZM36 159V158H35ZM44 159V158H43ZM58 159V158H57ZM150 158H149V156H148V160H149ZM160 159V158H159ZM185 159V158H184ZM30 160V159H29ZM37 160V159H36ZM63 160V159H62ZM158 160V159H157ZM176 160V159H175ZM180 160V159H179ZM186 160H188V159H186ZM53 161V160H52ZM55 161V160H54ZM75 161V162H74ZM160 161H161V159H160ZM168 161V160H167ZM192 161V160H191ZM205 161V160H204ZM31 162V161H30ZM29 162V163H30ZM39 162H41V161H39ZM48 162V161H47ZM64 162V161H63ZM145 162V161H144ZM150 162L152 163V160L150 159ZM159 162V161H158ZM189 162V161H188ZM59 163V162H58ZM150 163V164H151ZM154 163V162H153ZM174 163H176L175 161H174ZM182 163V162H181ZM191 163H193V161L192 162H190V164ZM205 163V162H204ZM207 163V162H206ZM3 164V163H2ZM31 164V163H30ZM48 164V163H47ZM56 164V163H55ZM62 164V163H61ZM66 164V163H65ZM154 164H158V163H154ZM168 164H169V161H168ZM188 164V163H187ZM26 165V164H25ZM24 165V163H21V162H14V163H12L11 164V175H8L7 173H6V171L8 172L10 169H3V171H0V195L1 196H6L7 194H8V192L10 191V190H16L17 188H18V186L20 185V183H24L25 185L27 184V185H29V184H31V180L33 179V177L34 178H36L35 177V173L33 174V168L31 167V165H28V166H25ZM34 165H35V163H34ZM36 165H38V163H36ZM43 165V164H42ZM54 165V164H53ZM173 165V164H172ZM202 165H205V164H202ZM210 165V164H209ZM3 166H5V164L3 165ZM50 166V165H49ZM58 166V165H57ZM77 166H78V169H77ZM170 166V165H169ZM190 166V165H189ZM188 166V167H189ZM8 167H9V165H8ZM34 167V166H33ZM53 167V166H52ZM61 167V166H60ZM144 167H145V165H144ZM146 167H147V165H146ZM155 167V165L153 166V168ZM157 167V166H156ZM159 167H161L160 165H159ZM159 167H157V169L159 168ZM188 167H187V169H188ZM206 167V166H205ZM57 168V167H56ZM149 168L150 167H148V170H149ZM182 168H183V164H182ZM193 168H194V166H193V164H192V168L190 167V169L193 171ZM38 169V166H36V170ZM39 169H41V168H39ZM44 169V168H43ZM51 169V168H50ZM54 169H55V167H54ZM155 170H156V168H154ZM206 169V168H205ZM211 169V168H210ZM34 170H35V167H34ZM35 170V171H36ZM52 170V169H51ZM150 170H152V169H150ZM190 170V171H191ZM195 170L196 169H194V174L196 175H198L199 173H197L198 171H196V173H195ZM215 170H217V169H215ZM214 170V171H215ZM38 171V170H37ZM54 171V170H53ZM157 171V170H156ZM161 171V170H160ZM57 172V171H56ZM186 172V171H185ZM188 172H189V169H188ZM193 172H190L189 174L191 175V174H193ZM40 173V172H39ZM156 173H158V172H156ZM160 174H161V172H159ZM213 173V172H212ZM9 174H10V172H9ZM176 174V173H175ZM38 175V174H37ZM40 175V174H39ZM46 175V174H45ZM153 175H156V174H153ZM200 175V174H199ZM42 176V175H41ZM51 176V175H50ZM49 176V177H50ZM54 176V175H53ZM148 176H151V175H148ZM192 176H194V175H192ZM161 177V176H160ZM175 177H177V176H175ZM206 177H208V176H206ZM46 178V177H45ZM44 178V179H45ZM50 178H52V177H50ZM150 178V177H149ZM157 178V177H156ZM158 178H159V176H158ZM162 178V177H161ZM209 178V177H208ZM52 179H54V178H52ZM152 179V178H151ZM163 179V178H162ZM34 180L35 179H33V182H34ZM47 180V179H46ZM51 180V179H50ZM153 180V179H152ZM160 180V179H159ZM164 180V179H163ZM162 180V181H163ZM76 181L78 182H80L81 184H80V187L78 188V190H77V194H76V196H75V198H74V201H73V203H72V205L71 204H68L69 202H68V198L70 197V195H71V193L73 192V188H75V184H76ZM157 181H158V179H157ZM170 181V180H169ZM155 182V179H154V181H153V183ZM160 182V181H159ZM41 183V182H40ZM151 183V182H150ZM162 183V182H161ZM32 184H34V183H32ZM52 184H54V183H52ZM156 184V183H155ZM211 184V183H210ZM21 185H23V184H21ZM36 185V184H35ZM34 185V186H35ZM49 185L50 186H52L51 184H50V181H49ZM161 185V184H160ZM30 186V185H29ZM32 186V185H31ZM39 186H41V185H39ZM26 187V186H25ZM25 187H24V189H25ZM28 187V186H27ZM33 187V186H32ZM36 187V186H35ZM34 187V188H35ZM154 187H156V189H157V186H153V188ZM161 187H163V186H161ZM53 188H55V187H53ZM52 188V189H53ZM160 188V187H159ZM215 188V186L213 187V185H212V190ZM27 189V188H26ZM36 189V188H35ZM209 189H210V186H209ZM12 190V192H15V191H13ZM30 190V189H29ZM32 190V189H31ZM43 190V189H42ZM151 190H153V189H151ZM160 190H162V189H160ZM216 190H218L217 188H216ZM215 190V191H216ZM20 191V190H19ZM46 191H47V188H46ZM53 191V190H52ZM154 191V190H153ZM22 192H25L23 189H22ZM37 192V191H36ZM39 192V191H38ZM50 192V190L48 191V193ZM214 192V191H213ZM20 193V192H19ZM18 193V194H19ZM26 193H29L30 194V192H25L24 193V195H26ZM154 198H155V195H156V192L154 191ZM158 193V192H157ZM160 193V192H159ZM158 193V194H159ZM162 193V192H161ZM164 193V192H163ZM200 193V192H199ZM198 193V194H199ZM18 194H15V195H18ZM32 194V193H31ZM152 194V193H151ZM166 194V193H165ZM213 194V193H212ZM20 195V194H19ZM18 195V196H19ZM50 195V194H49ZM202 195V194H201ZM20 196H22V195H20ZM20 196L18 197V199H20ZM27 196H28V194H27ZM34 196V195H33ZM32 196V197H33ZM46 196V194L43 196V192H42V197H45ZM48 196V195H47ZM54 196V195H53ZM158 196V195H157ZM157 196H156V199H158L157 198ZM160 196V195H159ZM167 196V195H166ZM208 196H210V195H208ZM213 196V195H212ZM11 197V196H10ZM16 198H17V196H15ZM13 198V197H11L12 199H14V200H16V198ZM26 197V196H25ZM24 196H23V198H25ZM153 197V196H152ZM197 197H199V196H197ZM201 197V196H200ZM86 198H92V201L89 203V204H86V209H85V211L87 210V213L85 214V216L84 215H81L80 214V212H78V208L79 207H81L82 206V204L84 203V201L86 200ZM164 198V197H163ZM165 198H167V197H165ZM206 198V197H205ZM12 199H10V201L12 200ZM21 199H22V197H21ZM34 199V198H33ZM45 199H46V197H45ZM178 199V198H177ZM200 199V198H199ZM204 199V198H203ZM0 200H1V198H0ZM35 200V199H34ZM159 200V202L160 201H162V198L161 199H158ZM167 199H165V201H166ZM72 201V200H71ZM88 201V200H87ZM175 201H176V199H175ZM18 202H22V204H23V201H18L17 200V203ZM26 202H28V201H26ZM31 202V201H30ZM68 202V203H67ZM156 203H157V201H155ZM164 201H162V202H160L161 204L163 203ZM206 202V201H205ZM15 203V202H14ZM34 203V202H33ZM45 203V202H44ZM87 203V202H86ZM4 203H2V206L4 207V205H3ZM21 204V205H22ZM24 204H25V202H24ZM23 204V205H24ZM36 204V203H35ZM157 204H159V203H157ZM165 203H163L162 204V206L164 207L165 205H164ZM1 205V204H0ZM11 205L13 206V204L11 203ZM30 205V204H29ZM32 205H34V204H32ZM38 205V204H37ZM169 205V204H168ZM16 206V205H15ZM39 206V205H38ZM84 206H85V203H84ZM8 207H9V205H8ZM23 207H25V206H23ZM35 207V206H34ZM162 207V208H163ZM170 207V206H169ZM1 208V207H0ZM14 208H16V207H14ZM28 208H30V207H28ZM197 208H199V205H198V207ZM200 208H202L201 206H200ZM3 209V208H2ZM1 209V213H2V210ZM11 209H13L12 207H11ZM9 210V211H12V210ZM17 209V208H16ZM23 209V208H22ZM35 209V208H34ZM166 210H168L167 208H165ZM187 209V208H186ZM189 209V208H188ZM6 210H7V208L5 209V211H4V213L3 214H5V212H6ZM30 210V209H29ZM171 210V209H170ZM194 210H195V208H194ZM198 210V209H197ZM200 210V209H199ZM203 210V209H202ZM201 210V211H202ZM8 211V212H9ZM15 211V209H13V212ZM22 211V210H21ZM33 211H35L36 212V210H33ZM84 211V212H85ZM163 211H165V210H163ZM199 212V214L200 213H202V212ZM20 212V211H19ZM23 212H25V211H23ZM38 212V211H37ZM44 212V211H43ZM167 212H169V210L167 211ZM191 212V211H190ZM231 212H232V210L230 211V215H231ZM234 212V211H233ZM10 213V212H9ZM28 213V212H27ZM163 213V212H162ZM161 213V214H162ZM220 213V212H219ZM2 214V216L4 217V215ZM18 213H16V215H17ZM24 214V213H23ZM33 214V213H32ZM36 214V213H35ZM74 214V216L72 217L71 215H73ZM164 214V213H163ZM168 214H170V212L168 213ZM168 214H167V216H168ZM229 214V213H228ZM228 214H227V219L229 218L228 217ZM9 215V216H8ZM10 215L13 217V215H12V212H11V214H8L7 213V216L8 217H10ZM166 215V214H165ZM229 215V216H230ZM6 216V217H7ZM20 216H22V214H20ZM233 216H234V214H233ZM2 217V218H3ZM7 217V219H9ZM17 217V216H16ZM149 217V216H148ZM164 217V216H163ZM163 217H160L163 221H162V223H164V221H165V223H167L166 222V220H165V218L163 219ZM169 217H172V216H169ZM231 217H232V215H231ZM72 218V219H71ZM147 218V217H146ZM155 218V217H154ZM160 218H158L159 220H160ZM174 218V217H173ZM172 218V219H173ZM6 219V220H7ZM12 219V218H11ZM17 219V218H16ZM15 219V220H16ZM143 219H145V218H143ZM151 219V217L150 218H148V220H149V222L150 221H154V220H150ZM226 219V218H225ZM2 220V219H1ZM4 220V219H3ZM3 220H2V222H3ZM14 220V221H15ZM173 220H175V219H173ZM229 220V219H228ZM12 221H13V219H12ZM22 221V220H21ZM20 221V222H21ZM5 222H7V223H9V221L7 220V221H5ZM19 222V223H20ZM68 222H71V224L70 223H68ZM157 222V221H156ZM170 223H172L173 221L172 220H170L169 221ZM176 222V221H175ZM175 222H173V224L175 223ZM233 222V221H232ZM235 222V221H234ZM13 223V222H12ZM141 223V222H140ZM154 223V222H153ZM153 223H150L149 225L151 226V225H153ZM159 223V222H158ZM164 223V224H165ZM10 224V223H9ZM22 224V223H21ZM70 224V225H69ZM146 224H148V223H146ZM145 224V225H146ZM156 224V223H155ZM2 225V224H1ZM7 225V224H6ZM11 225V224H10ZM12 225H14V223L12 224ZM20 225V224H19ZM144 225V226H145ZM160 225H161V223H160ZM160 225L158 224V226L160 227ZM163 225V224H162ZM167 225H169V223L168 224H166L165 226H167ZM176 225H179V224H176ZM231 225H232V223H231ZM149 226V227H150ZM156 226V225H155ZM155 226H153V227H155ZM164 226V225H163ZM182 225H180L179 226V228L181 227ZM233 226V225H232ZM8 227V226H7ZM14 227V226H13ZM16 227V226H15ZM147 227V226H146ZM148 227V228H149ZM152 226H151V228H153ZM173 227V226H172ZM3 228V227H2ZM5 228H6V226L4 227V230H5ZM10 228V227H9ZM147 228V229H148ZM156 228V227H155ZM178 228V229H179ZM16 229V228H15ZM142 229V228H141ZM161 229H163V228H161ZM165 229V228H164ZM1 230V229H0ZM10 230V229H9ZM17 230V229H16ZM143 230V229H142ZM144 230H146V229H144ZM158 230V229H157ZM168 229H166V230H164V231H167ZM176 230V229H175ZM163 231V232H164ZM2 232V231H1ZM5 232V231H4ZM10 232V231H9ZM16 232V231H15ZM159 232H160V230H159ZM159 232H157L156 234H157V236H156V238H155V240H158L157 238H158V236H159ZM162 232V233H163ZM176 232H178V231H176ZM175 232V233H176ZM236 231H234V233H235ZM29 233V232H28ZM74 233V234H75ZM154 233V232H153ZM170 233V232H169ZM234 233H232V234H234ZM8 234V233H7ZM12 234H14V232L12 233ZM16 234V233H15ZM14 234V235H15ZM18 234V233H17ZM147 234V233H146ZM155 234V233H154ZM178 234V233H177ZM177 234H176V237H179V236H177ZM4 235V234H3ZM151 235V234H150ZM171 235V234H170ZM183 235V233L181 234V236ZM228 235V234H227ZM5 236L7 237V235L5 234ZM68 236V237H67ZM146 236H148V234L146 235ZM152 236V235H151ZM162 237L161 238H164L165 236H166V233L164 234V235H161ZM164 236V237H163ZM228 236H231V234L230 235H228ZM2 237V236H1ZM0 237V238H1ZM73 237V236H72ZM71 237V238H72ZM145 237V236H144ZM167 237H168V235L165 237V239H161V241L163 240L164 241V243L163 244H165V242L167 243V241H166V239H167ZM183 237H184V235H183ZM151 238H153V237H151ZM160 238V237H159ZM174 238V237H173ZM181 237H179L178 238V242H180L181 240H179ZM232 237H229V239H228V237L225 239V241H226V243L228 244L230 241H228V240H230ZM234 238V237H233ZM3 239V238H2ZM14 239V238H13ZM24 239V238H23ZM148 239V238H147ZM169 239V238H168ZM177 239V238H176ZM185 238H183V240H184ZM228 239V240H227ZM11 236L10 235H8V237L6 238V240L4 241V243H3V246H4V244L8 247L9 245H11ZM39 240V241H38ZM153 240V239H152ZM169 240H171V239H169ZM234 240V239H233ZM14 241V240H13ZM12 241V242H13ZM19 241H20V239H19ZM18 241V242H19ZM25 241V240H24ZM145 241V240H144ZM148 241V240H147ZM150 242H151V240H149ZM148 241V242H149ZM228 241V242H227ZM127 242V243H128ZM147 242V243H148ZM171 242V241H170ZM25 243V242H24ZM64 243H65V241H64ZM63 243V244H64ZM141 243V242H140ZM146 243V244H147ZM176 243V242H175ZM231 243V242H230ZM229 243V245L231 246V244ZM234 243V242H233ZM16 244V243H15ZM67 244V243H66ZM133 244V243H132ZM162 244V243H161ZM134 245V244H133ZM148 245V244H147ZM153 245H155V243L153 244ZM167 245H168V243H167ZM167 245H166V247H167ZM5 246V247H6ZM17 246V245H16ZM127 246V245H126ZM151 246H152V244H151ZM150 246V247H151ZM163 246V245H162ZM165 246V245H164ZM178 246V245H177ZM177 246H175L176 248H177ZM31 247H33L32 249H31ZM139 247V246H138ZM156 247V246H155ZM154 247V248H155ZM170 247V246H169ZM169 247H167L166 249H168ZM174 242H173V246H171L170 248L171 249H173V251L175 252L176 251V248H175V250H174ZM127 248V247H126ZM134 248L136 249L137 247H135L134 246ZM140 248V247H139ZM144 248V247H143ZM146 248H147V246H146ZM161 247H159V249H160ZM20 249V250H19ZM133 249V247L131 248V250ZM161 249H163V247L161 248ZM160 249V250H161ZM170 249V250H171ZM143 250V249H142ZM159 250V251H160ZM65 251H63V253L65 252ZM135 251V250H134ZM137 251V250H136ZM153 251H156V250H154L153 249ZM159 251H157V252H159ZM164 251H165V249H164ZM163 251V253H165ZM168 252H170L169 251V249L167 250ZM166 251V252H167ZM125 252V251H124ZM131 252H133V251H130V253ZM151 252H152V250H151ZM171 252H172V250H171ZM174 252L172 253V255L174 254ZM55 253V254H54ZM125 253H128V250H127V252H125ZM135 253V252H134ZM160 253H161V251H160ZM163 253L162 254H160L161 256H163V258L165 257V255H166V253H165V255H163ZM176 253H177V251H176ZM175 253V254H176ZM58 254V253H57ZM141 253H139V255H140ZM154 254H157V253H154ZM169 254V253H168ZM168 254H167V257H166V259H168ZM129 255V254H128ZM135 255H136V253H135ZM144 256H145V254H143ZM159 255V256H160ZM130 256H131V254H130ZM133 256H134V254H133ZM137 256V255H136ZM135 256V257H136ZM153 256V255H152ZM159 256H158V258H159ZM160 256V257H161ZM178 256V255H177ZM176 256V257H177ZM185 256V255H184ZM4 257H6L7 258V260L6 261H3V258ZM60 257V256H59ZM172 257V256H171ZM170 257V258H171ZM139 258H141V256H139ZM152 257L150 256V259H151ZM58 259V258H57ZM64 259V258H63ZM137 259H138V256H137ZM142 259V258H141ZM143 259H145V261L147 262V263H145V264H151V263H149V260H148V258H147V256L145 257V258H143ZM153 259V258H152ZM155 259V258H154ZM160 259H162V258H160ZM165 259V258H164ZM164 259H163V261H164ZM183 259H184V257H183ZM183 259H182V261H183ZM130 261H131V259H130ZM51 262V261H50ZM56 262H58V261H56ZM55 262V263H56ZM124 262H125V259H124ZM152 262V261H151ZM157 262V261H156ZM155 262V263H156ZM175 262H176V259H175ZM174 262V263H175ZM54 263V264H55ZM61 263V261L60 262H58V264H60ZM132 264L134 263L133 261L131 262ZM139 263V259H138V262L137 263H135V264H138ZM154 263V264H155ZM165 263V262H164ZM163 263V264H164ZM178 264H179V262H177ZM50 264V263H49ZM57 264V263H56ZM139 264H141V262L139 263ZM161 264H162V262H161ZM168 264V263H167ZM173 264V263H172Z\"/></svg>",
  "mask_w": 264,
  "mask_h": 264
}]
</instances>
